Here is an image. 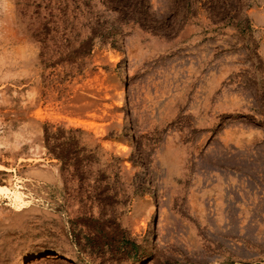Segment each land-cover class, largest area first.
<instances>
[{
    "label": "rangeland",
    "instance_id": "374dc122",
    "mask_svg": "<svg viewBox=\"0 0 264 264\" xmlns=\"http://www.w3.org/2000/svg\"><path fill=\"white\" fill-rule=\"evenodd\" d=\"M20 261L264 264V0H0Z\"/></svg>",
    "mask_w": 264,
    "mask_h": 264
},
{
    "label": "bare ground",
    "instance_id": "6f19581e",
    "mask_svg": "<svg viewBox=\"0 0 264 264\" xmlns=\"http://www.w3.org/2000/svg\"><path fill=\"white\" fill-rule=\"evenodd\" d=\"M105 6V5H104ZM106 8V7H105ZM122 148V147H121ZM148 196H150V195H148ZM154 199V198H153ZM54 257V256H53ZM54 259V258H53ZM18 264H22V261H20Z\"/></svg>",
    "mask_w": 264,
    "mask_h": 264
}]
</instances>
